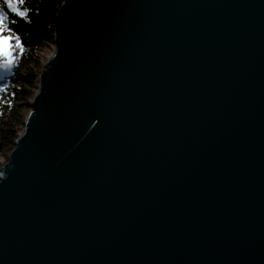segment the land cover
<instances>
[{
  "label": "water",
  "instance_id": "1",
  "mask_svg": "<svg viewBox=\"0 0 264 264\" xmlns=\"http://www.w3.org/2000/svg\"><path fill=\"white\" fill-rule=\"evenodd\" d=\"M54 27L0 264H264V0H64Z\"/></svg>",
  "mask_w": 264,
  "mask_h": 264
},
{
  "label": "trees",
  "instance_id": "2",
  "mask_svg": "<svg viewBox=\"0 0 264 264\" xmlns=\"http://www.w3.org/2000/svg\"><path fill=\"white\" fill-rule=\"evenodd\" d=\"M64 0H25L22 7L29 8L28 18L15 17L11 24L13 34L20 37L23 50L15 48L14 62L10 68H0V84L6 90L0 92V153L14 147V141L22 130L28 100L35 94L40 70L39 49L52 42L55 20ZM7 101H10L7 103Z\"/></svg>",
  "mask_w": 264,
  "mask_h": 264
},
{
  "label": "snow or ice",
  "instance_id": "3",
  "mask_svg": "<svg viewBox=\"0 0 264 264\" xmlns=\"http://www.w3.org/2000/svg\"><path fill=\"white\" fill-rule=\"evenodd\" d=\"M25 0H0V68H10L15 60L13 56V41L15 48L23 50L20 37L13 34L11 24H15V17L27 19L29 8L22 7ZM6 86L0 84V92L5 91ZM3 102V101H0ZM10 105V101H7Z\"/></svg>",
  "mask_w": 264,
  "mask_h": 264
},
{
  "label": "rangeland",
  "instance_id": "4",
  "mask_svg": "<svg viewBox=\"0 0 264 264\" xmlns=\"http://www.w3.org/2000/svg\"><path fill=\"white\" fill-rule=\"evenodd\" d=\"M52 34L54 35V39H55V32H53ZM54 39H53L52 42H48V43L44 44V45L42 46V48L39 49L40 61H41V63L43 64V67H44V62L47 60V58L49 57V55H51V54L53 53V51H54V49H55V45H56V44H55ZM43 67H42V69H43ZM42 69H41V70H42ZM41 70H40V73H41ZM39 76H40V75H39ZM38 87H39V81H38V86H37V88L35 89V94H36V91L38 90ZM35 94H34V96H35ZM34 96L31 97L30 100H28L29 108H28V110H27V112H26V114H25V117H26V115L28 114V112L32 109V108H31V102H32ZM24 120H25V119H24ZM23 127H24V123H23L22 129H23ZM21 131H22V130H21ZM21 131H20V132H21ZM13 148H14V147H13ZM13 148H12V150H13ZM12 150H10V151H8V152H6V153H0V163L4 164V163H6V162L8 161L9 156H10Z\"/></svg>",
  "mask_w": 264,
  "mask_h": 264
},
{
  "label": "bare ground",
  "instance_id": "5",
  "mask_svg": "<svg viewBox=\"0 0 264 264\" xmlns=\"http://www.w3.org/2000/svg\"><path fill=\"white\" fill-rule=\"evenodd\" d=\"M49 56H51V55H49Z\"/></svg>",
  "mask_w": 264,
  "mask_h": 264
}]
</instances>
